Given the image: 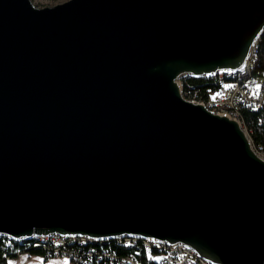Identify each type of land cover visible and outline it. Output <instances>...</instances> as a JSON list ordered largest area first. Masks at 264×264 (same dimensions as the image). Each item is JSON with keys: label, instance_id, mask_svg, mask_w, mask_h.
<instances>
[{"label": "water", "instance_id": "obj_1", "mask_svg": "<svg viewBox=\"0 0 264 264\" xmlns=\"http://www.w3.org/2000/svg\"><path fill=\"white\" fill-rule=\"evenodd\" d=\"M263 31L264 0H0V237L264 264V157L179 83L237 70Z\"/></svg>", "mask_w": 264, "mask_h": 264}, {"label": "built area", "instance_id": "obj_2", "mask_svg": "<svg viewBox=\"0 0 264 264\" xmlns=\"http://www.w3.org/2000/svg\"><path fill=\"white\" fill-rule=\"evenodd\" d=\"M253 57L250 50L247 60L237 70L218 71L212 76L197 78L216 81L215 89L207 90L206 98L185 92L181 79L179 83L183 98L207 106V109L215 114L226 115L236 120L237 113H241L244 107L260 110L263 105L264 70H254ZM33 235L43 238V246L30 244L27 248L17 251L16 257L39 250L44 257L67 260L69 264H212L183 244L120 237L117 238L114 248L124 247L132 251L118 255L116 251L108 249L107 245L91 247L92 239L88 238L43 232Z\"/></svg>", "mask_w": 264, "mask_h": 264}, {"label": "trees", "instance_id": "obj_3", "mask_svg": "<svg viewBox=\"0 0 264 264\" xmlns=\"http://www.w3.org/2000/svg\"><path fill=\"white\" fill-rule=\"evenodd\" d=\"M261 44L264 45V34L262 36ZM184 91L190 94H197L200 98L207 97V90L213 91L216 87L214 79H197V78H183ZM242 127L249 133L248 136L252 145L264 154V108L255 110L249 107H244L240 113ZM10 240V242H8ZM116 242L110 241L107 248L111 251H116L118 255H124L132 250L124 247H115ZM95 245H91L93 247ZM28 245L14 242L13 239L0 237V264H9L11 259L17 258L15 256L20 249L27 248ZM31 254L42 255L39 250L30 251ZM133 253V252H132Z\"/></svg>", "mask_w": 264, "mask_h": 264}, {"label": "rangeland", "instance_id": "obj_4", "mask_svg": "<svg viewBox=\"0 0 264 264\" xmlns=\"http://www.w3.org/2000/svg\"><path fill=\"white\" fill-rule=\"evenodd\" d=\"M30 1L36 8L41 9V8H51V7H54L56 5L63 4L69 0H30ZM263 34H264V32H263ZM262 36L260 38H258L260 41H262ZM251 52H253V48H252ZM262 70H264V68H256L255 69V71H262ZM186 78H190V77H186ZM256 150L261 155V151L259 149H256ZM27 240H29V239H27ZM9 264H69V263L67 260H58V259L51 258V257H44L42 255L40 256V255L31 254V253H23L22 255H20L17 258L11 259L9 261Z\"/></svg>", "mask_w": 264, "mask_h": 264}, {"label": "bare ground", "instance_id": "obj_5", "mask_svg": "<svg viewBox=\"0 0 264 264\" xmlns=\"http://www.w3.org/2000/svg\"><path fill=\"white\" fill-rule=\"evenodd\" d=\"M252 48H253V52H251V53H252V56H254L253 57L254 70L256 68H264V45H262L261 41L258 39L257 41H255L253 43L251 50H252ZM205 107L207 108V106H205ZM263 107H264V94H263V105L261 106V108H263ZM237 120L241 123L240 113H237ZM261 154H263V153H261ZM6 238H9V237H6ZM30 238H28L29 240H27V239H13V241L18 242L20 244H26L28 246L30 244H34L36 246H43V238H41V236L32 235ZM111 240H113L117 243V238H114V239H106V240H91V245H95L93 247H102L104 244H109ZM8 242H10V240Z\"/></svg>", "mask_w": 264, "mask_h": 264}]
</instances>
